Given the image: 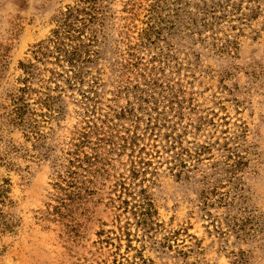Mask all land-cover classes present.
<instances>
[{"label": "rangeland", "instance_id": "1", "mask_svg": "<svg viewBox=\"0 0 264 264\" xmlns=\"http://www.w3.org/2000/svg\"><path fill=\"white\" fill-rule=\"evenodd\" d=\"M0 264H264V0H0Z\"/></svg>", "mask_w": 264, "mask_h": 264}]
</instances>
